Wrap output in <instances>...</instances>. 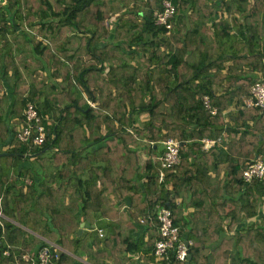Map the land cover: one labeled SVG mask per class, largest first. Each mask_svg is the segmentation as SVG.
I'll return each mask as SVG.
<instances>
[{
    "label": "trees",
    "instance_id": "1",
    "mask_svg": "<svg viewBox=\"0 0 264 264\" xmlns=\"http://www.w3.org/2000/svg\"><path fill=\"white\" fill-rule=\"evenodd\" d=\"M171 2L166 30L162 0H4L0 264L44 247L46 264H184L154 254L161 207L190 264H264V179L242 177L264 160V110L244 105L264 81V0ZM27 103L41 146L16 137ZM167 138L179 163L163 168Z\"/></svg>",
    "mask_w": 264,
    "mask_h": 264
},
{
    "label": "built area",
    "instance_id": "2",
    "mask_svg": "<svg viewBox=\"0 0 264 264\" xmlns=\"http://www.w3.org/2000/svg\"><path fill=\"white\" fill-rule=\"evenodd\" d=\"M4 0H0V9ZM179 13L178 6L174 5L171 0H162L161 8L154 11L153 16L155 23L163 26L166 30L170 29V20ZM204 103L207 108H210L208 98L204 97ZM90 105L93 103L90 101ZM244 105L247 107L256 106L264 110V81L262 79L255 80L250 87V96L244 100ZM211 113H215L212 108ZM23 115L25 117V125L17 132L16 137L23 143H31L33 146H41L45 139L44 125L40 122V115L32 103H27ZM164 147V152L159 156L161 166L163 168H170L179 163V141L172 138H167L161 141ZM215 144V140L211 138L201 139L202 150H209ZM159 181L163 180L162 171L158 174ZM242 177L245 181L252 179H264V160L260 157L252 159L247 167L242 172ZM0 217L2 214L0 212ZM156 218L159 223L158 232L160 238L155 242L154 254L160 258L167 252L171 251L176 260L185 262L189 253V240H182L180 236L179 227L174 225L172 220V213L169 208L161 207L156 212ZM141 221V219H140ZM0 221V225H1ZM97 233L101 237L104 231L97 228ZM3 254H7L4 251ZM49 250L44 247L38 253V264H46L50 258ZM31 256L24 254L23 258L28 261ZM57 257V251L55 256Z\"/></svg>",
    "mask_w": 264,
    "mask_h": 264
},
{
    "label": "water",
    "instance_id": "3",
    "mask_svg": "<svg viewBox=\"0 0 264 264\" xmlns=\"http://www.w3.org/2000/svg\"><path fill=\"white\" fill-rule=\"evenodd\" d=\"M82 230H83V223H80V226H79V228L76 231V234H80L82 232ZM190 259H191V254L188 253L184 264H190Z\"/></svg>",
    "mask_w": 264,
    "mask_h": 264
},
{
    "label": "rangeland",
    "instance_id": "4",
    "mask_svg": "<svg viewBox=\"0 0 264 264\" xmlns=\"http://www.w3.org/2000/svg\"><path fill=\"white\" fill-rule=\"evenodd\" d=\"M146 116H141V119L142 118H145ZM79 258V259H78ZM77 259H78V262L77 263H81V261L80 260H82L80 257H77ZM84 264L86 263V262H83ZM87 264V263H86ZM89 264V263H88Z\"/></svg>",
    "mask_w": 264,
    "mask_h": 264
},
{
    "label": "crops",
    "instance_id": "5",
    "mask_svg": "<svg viewBox=\"0 0 264 264\" xmlns=\"http://www.w3.org/2000/svg\"><path fill=\"white\" fill-rule=\"evenodd\" d=\"M257 72H258V71H257ZM259 75H260V73L258 72V73H257V76H259ZM78 259H79V258H78ZM80 261H82V260H80Z\"/></svg>",
    "mask_w": 264,
    "mask_h": 264
}]
</instances>
